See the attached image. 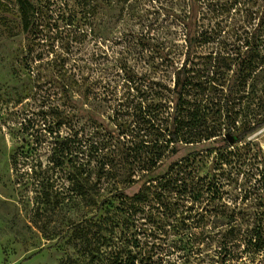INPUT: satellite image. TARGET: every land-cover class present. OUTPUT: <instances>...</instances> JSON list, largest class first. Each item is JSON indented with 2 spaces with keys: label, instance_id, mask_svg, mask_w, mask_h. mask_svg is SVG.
<instances>
[{
  "label": "rangeland",
  "instance_id": "374dc122",
  "mask_svg": "<svg viewBox=\"0 0 264 264\" xmlns=\"http://www.w3.org/2000/svg\"><path fill=\"white\" fill-rule=\"evenodd\" d=\"M94 2L89 16L87 0H0V264H107L116 243L138 264H223L227 251L216 240L198 246L195 238L202 229L230 236L241 229L234 240L243 250L247 234L264 231V127L240 157L217 164L215 154L204 156L198 172L211 189L174 199L175 215L157 206L110 214L103 234L111 241L99 240L92 251L84 222L106 218L99 205L117 188L129 195L140 188L106 181L103 165L150 127L145 116L157 112L156 82H172L187 36L196 56H233L230 80L247 96L243 114L264 115V63L247 85H239L238 73L243 57L264 61V0ZM38 9L48 25L31 36ZM28 44L40 60L25 61ZM62 66L65 75L56 72ZM200 147L182 145L160 172ZM228 215L235 225H225Z\"/></svg>",
  "mask_w": 264,
  "mask_h": 264
},
{
  "label": "trees",
  "instance_id": "16d2710c",
  "mask_svg": "<svg viewBox=\"0 0 264 264\" xmlns=\"http://www.w3.org/2000/svg\"><path fill=\"white\" fill-rule=\"evenodd\" d=\"M96 9L94 0H87L85 8L87 15L93 16ZM45 17L43 10L38 9L37 17L29 30L31 36H36L41 31V27L48 25ZM263 22L264 20L261 23ZM186 42L188 48L185 58L174 69L172 82L168 84L156 82L155 94L159 99L157 112L152 115L147 113L145 116L150 127L146 128L142 138L138 139V134L135 135V143H123L119 146L116 156H112L103 165L101 174L106 181L123 178L122 182L127 183L126 185L133 183L141 185L133 195L117 188L111 192L112 198L104 199L99 205V208L106 212L103 214L106 218L85 220L86 227L93 231L90 238L86 237L88 241H92V243L88 242L90 247L92 245L91 251L99 240L106 241L108 238L103 234V230H107L108 225L112 224L113 219L110 214L134 212L137 214L157 206L160 214L173 216L176 214L172 203L174 199L188 197L187 191L193 194L194 191L201 189H211L208 176H200L198 172L199 163L203 161L204 156L215 154L213 161L219 164L222 161L228 162L233 157H240L242 148H255V143L248 138L264 127V115L252 117L243 114L244 99L247 96L245 93L240 95L234 88L235 82L230 80L231 77L233 78L232 66L235 61L233 56L230 53L228 55L219 53L215 57L209 55L206 58L196 56L191 51L195 43L194 38L187 36ZM24 53V59L28 63L40 60L39 55H34L30 44ZM171 62L173 64L174 59ZM263 63V60L260 63L256 62L253 57L241 58L238 70L239 85H247L248 80L257 73L259 65ZM56 72L65 75L63 66ZM208 142L210 144L206 146ZM182 145L201 147L172 161L164 171L160 172L165 161L178 154ZM260 152L262 153V150L259 147L257 153ZM87 192L89 195L88 190ZM230 218L231 216L228 215L229 222L224 223L225 225L236 224L235 216L232 220ZM219 227L221 228V225L215 228L219 230ZM157 228L161 229L160 226ZM240 230L233 231V235L230 236L227 231L219 230L211 234L206 229H202L195 239L198 240V246L201 243H206L208 246L216 240V247L220 252L227 251L226 258L222 260L223 264L239 260L242 264H246L247 259L250 264H256L257 261L264 264V256L261 259L257 256L259 251L264 249V231L247 234L246 245L243 244L244 249L239 250L242 243L235 242L234 239H237ZM189 240L190 244H194L193 238ZM110 241L109 238L106 242ZM116 245L119 246L117 243ZM118 246H114L113 251L108 250L107 264H138L137 261L140 260H137L135 254L126 251L125 247ZM90 253L95 257L93 252ZM231 253L235 258L227 256ZM245 253L248 254V258L244 259ZM140 255L142 256V250Z\"/></svg>",
  "mask_w": 264,
  "mask_h": 264
}]
</instances>
